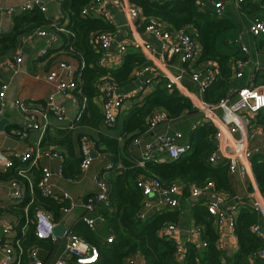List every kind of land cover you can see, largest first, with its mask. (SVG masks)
Masks as SVG:
<instances>
[{
	"label": "trees",
	"instance_id": "obj_1",
	"mask_svg": "<svg viewBox=\"0 0 264 264\" xmlns=\"http://www.w3.org/2000/svg\"><path fill=\"white\" fill-rule=\"evenodd\" d=\"M90 1L61 0L62 9L69 18L65 29L71 33V42L64 47L65 53L74 55L80 62H84V67L80 68L77 75L78 87L72 93L81 103L86 99V108L82 117L76 120L70 129L54 128L48 131L41 144V147L46 149L50 146L56 151L57 147L65 149L66 153L62 152L65 161L61 177L70 181L80 179L84 173L81 169L82 154L76 151L78 142L80 141L81 146V137L84 135L91 138L88 132L78 129L88 127L98 130L100 125L105 126L99 102L103 94L100 89L102 79L109 77L119 88L125 87L136 79V72L149 65L146 57L133 47L128 49L121 65L111 68L98 65L100 54L90 46L91 35L96 31L114 32L116 28L103 19L82 15V9ZM208 1L130 0L131 4L140 8L146 22L155 18L168 30H182L200 43L201 53L195 67L207 65L211 61L218 63L219 72L203 94L205 101L218 104L228 95L230 88L245 86L243 78L236 80L233 77L232 64L234 61L247 60L248 56L238 44L241 25L225 16H217ZM240 9L248 17L264 21V0H246L240 5ZM50 23L39 10L19 15L13 29L0 36V59L18 48L24 37ZM257 38L258 50L264 52V34ZM254 82L255 86L264 85V71L257 73ZM129 99L134 103L121 115L127 117L124 139L130 144L144 132H149L148 119L158 110L165 111L168 117L174 120L179 119L185 112L198 113L190 98L178 89L167 88V79L164 76L150 94L142 98L136 96ZM40 104L41 109L47 110L45 103ZM253 122L264 128V108ZM216 131L217 128L213 124H200L189 133L190 149L186 154L178 158H166L165 161L143 160V164L123 156L118 138L103 133L98 135L96 145L98 144L100 151L110 153L111 162L113 164L121 162L123 168L115 167L108 172L110 190L107 201L97 203L101 224H94L92 228L82 221L73 229L75 234L98 248L99 261L93 264H127L129 259L137 255H142L146 264H264L263 258L254 257L255 253L264 247V241L250 230L252 225L260 222L259 213L251 205H244L239 211L235 231L240 248L231 258L217 248L215 244L217 234L213 225L215 217L203 203L190 202L195 225L202 227V239L207 240L208 245L203 248L190 246L183 260L176 258L174 242L160 233L166 225L180 222L183 208L181 206L164 208L141 218L144 195L137 186L139 176L157 179L164 188L173 183H181L188 200L192 184L204 187L209 182L214 183L215 190L225 196H235L228 163L224 161L214 165L209 161V157L216 150L214 139ZM101 144H104V147H101ZM252 168L259 190L264 194V155L258 153L252 158ZM105 171L106 169L98 173ZM42 174L43 167L40 163L28 170L26 175L30 177L33 187L31 195L30 182L27 178L21 177L15 170L4 172L0 169V178L17 180L25 188V198L14 206L19 213L17 222L19 237L5 243L15 250L18 264H31L33 249H37L38 257L40 250L44 252L54 250L51 240L36 236L33 220L37 210L52 213L55 222L79 204L75 201L74 206L65 211L64 208L70 204L68 201L42 196L38 189ZM82 208L85 213L86 209ZM27 219L31 222L23 235L22 230ZM111 236L113 242L108 243L107 239ZM69 264L78 263L72 258Z\"/></svg>",
	"mask_w": 264,
	"mask_h": 264
},
{
	"label": "built area",
	"instance_id": "obj_2",
	"mask_svg": "<svg viewBox=\"0 0 264 264\" xmlns=\"http://www.w3.org/2000/svg\"><path fill=\"white\" fill-rule=\"evenodd\" d=\"M61 3V0H51ZM246 0H237L238 6H240ZM212 5L215 10V14L221 17L225 12V3L221 0L213 1ZM21 9L24 12L41 11L46 12L47 7L42 0H25L21 4ZM121 11L127 16L126 26L132 32V37H129V41H126V37L121 38V42L117 47L116 53L111 54L109 52L112 44L116 41L120 35L118 20L115 16V11ZM4 11V8L0 7V13ZM16 11L14 6L6 8V12L11 14ZM82 15L86 17H94L97 19H103L110 25H114L117 29L115 32L96 31L91 35V44L93 48L100 54L98 65L101 67H111L109 63L116 57L119 60H123L128 47L131 46L136 50H139L148 60H153L156 63L161 64L166 73L165 77H168L167 88L178 89L185 96L188 93L182 86V80L180 76L171 75L168 73V63L172 62L176 57L180 58L183 68L182 73L189 74L192 81L195 82L201 93H204L209 86L214 82L219 69L217 65L212 62H208L207 65H203L200 68H195L201 48H199L197 42L187 33L182 30H168L165 25L159 20L152 18L146 22V18L143 16L140 8L131 4L130 0H91L88 5L82 9ZM65 18V19H64ZM63 22L61 23V20ZM67 18L61 12L52 20L53 31H46L44 29H38L35 31L38 35H47L48 44L52 45L56 39V32L66 31L65 25ZM250 32L253 36L259 37L264 34V21L260 18H255L250 26ZM146 35L153 38L157 44L152 43L146 39ZM241 39V38H240ZM238 40V44L241 50L248 54L247 46ZM48 55V50L43 48L40 52V56L45 57ZM17 62L22 61V57H16ZM247 60L234 61L233 68L235 70V77L240 78L243 76V68L247 64ZM4 65V61H0V68ZM84 67V62L80 63V68ZM151 66L143 68L140 73L148 71ZM59 69L65 73L66 77L63 78L62 74L57 71H50L44 78L48 81H55L57 84V90L63 94L71 97L73 102L79 101L72 93L78 87L77 75L74 67L67 63L61 62ZM163 69V68H162ZM151 83V80L140 81L138 86L130 93H120V88L112 82V79L105 77L102 79L100 89L102 91L100 108L103 115V120L107 128H112L116 125L121 111L125 107V100L130 97L145 95L146 89ZM9 84L6 82H0V118L5 113V99ZM235 96V99H233ZM199 108L202 117L195 124L197 127L200 124L208 123L217 127L216 134L214 136L216 142V150L209 157L210 163L216 165L220 161H226L229 165L230 173H239L244 178L250 177L253 172L252 158L262 153V146H256L250 148L249 140L256 138L259 135L264 136V128L254 124L256 115L264 108V90L254 85V76H252L250 83L239 89H231L228 95L223 98L218 104H211L210 102L203 100H197L194 102ZM14 104L19 108L24 120L26 121L24 129L20 132L22 137L28 135V131L43 130L42 124L39 122L37 114L38 111L30 103H26L20 99L14 100ZM48 111L51 115L55 116L59 120L64 119L66 115V108L62 105L54 102V97L51 96L47 103ZM40 108V106H39ZM86 108V99L81 103L76 120H79ZM217 108L223 111L222 117L217 115ZM169 119L167 113L163 110L154 112L148 119L149 130H154L159 124ZM240 134L239 138L235 135ZM182 134L175 135L170 134H158L154 140L146 145V152L144 158L154 159L155 154H164L166 158H178L186 154L190 149L189 143H180L177 138H181ZM136 143H139V138L135 139ZM94 141L87 135L81 137V154L82 162L81 169L87 170L92 163V150L94 147ZM264 147V144H263ZM46 157L48 159H60L64 160V156L53 148L32 147L24 153L16 152L10 156L7 152L0 150V168L10 171L15 170L21 177L27 178L30 182V192L33 194V187L30 177L27 176V172L33 166L40 163V160ZM157 160H159L157 158ZM18 161V164H16ZM143 164V160L139 162ZM106 170L105 173H98L94 176V183L98 187V191L89 196L84 204V207L88 212H94L98 202L107 201L108 192L110 190V184L108 180V172L113 169ZM122 168V167H116ZM59 173H62V167L59 169ZM52 171L48 167H43V174L38 182L39 192L44 197H54L58 199H71L68 193H64L62 197H57L53 190L51 183ZM137 186L141 189L144 195L143 206L144 210L141 211V218H145L148 211L160 210L164 208H176L180 207L181 203L177 197L184 189L183 184L173 183L169 187L164 188L159 180L154 178H140L137 181ZM12 193L10 199L12 201H22L25 198L23 185L17 180H11ZM215 188L214 183L209 182L204 187L192 184L190 187V197L198 198L202 194H207ZM152 194H158L160 199L156 203H151L148 198ZM227 196L218 193L215 195V201H210L207 205L208 211L215 217V222L219 227V232L223 233L227 229L235 231L236 221L238 217L239 208L248 203H238L229 206L226 210L221 209L219 206L225 203ZM258 213L264 215V195L263 199L255 201L252 206ZM31 222L30 219L26 220L23 227L22 234L26 233V227ZM86 222L90 227L95 224V219L91 217H85ZM33 223L35 224L36 236L40 239H47L55 241L57 236L55 234V222L51 215L46 211L39 209L35 212ZM14 225L8 223L6 225V232L12 230ZM250 230L261 237L263 231L261 227L254 224L250 227ZM195 234H201L199 228L193 229ZM161 235L172 240L176 246V258L183 260L189 251L188 245L180 240L181 227L177 223H170L161 229ZM67 243L62 255L58 257L54 264H69L70 259H75L78 264H93L99 261L98 248L90 244L84 238L78 236L73 231H68L65 234ZM108 243L113 242V236L107 239ZM19 246V243H17ZM202 247H206L208 242L202 239ZM216 246L219 250L224 251L225 243L221 238L216 242ZM3 252L5 259L1 264H18L15 250L11 246H4ZM33 261L31 264H43L37 254V249H33L31 252ZM255 258L264 259V247L260 249L254 255ZM127 264H134V258L129 259Z\"/></svg>",
	"mask_w": 264,
	"mask_h": 264
},
{
	"label": "crops",
	"instance_id": "obj_3",
	"mask_svg": "<svg viewBox=\"0 0 264 264\" xmlns=\"http://www.w3.org/2000/svg\"><path fill=\"white\" fill-rule=\"evenodd\" d=\"M24 1L25 0H0V7L4 8V11L0 13V36L2 34L9 33L15 25L16 18L19 15L26 13L21 9V4ZM213 1H218V0H209L208 3L212 5ZM221 1L225 3V12L222 16L232 19V21L236 22L238 25L239 24L241 25L239 36L241 38V41L248 48V54H246L248 56V62L243 68V76L240 78H236L235 70L233 68L234 70L233 77L236 80L243 78L245 81V86H247L250 83L252 76H254V81H255L257 73L259 71H264V52H260L258 50V43H257L258 38L253 36L252 33L250 32L251 23L255 18H250L246 14H244V12L241 11L240 6H238L237 0H221ZM42 2L47 7V10L46 12H44V14L50 20L51 23L48 26L44 25L43 27L38 29H44L48 32L53 31L52 20L61 12L67 18V23L69 22V18L65 14L66 12L63 11L61 3L51 0H42ZM9 6H14L16 8V11L11 14L7 13L6 8ZM117 11H115L114 13L116 14ZM123 15L127 20V16L125 14ZM64 19L61 20V23L63 22ZM120 27L121 28L119 29V31L121 36H118L116 41L112 44V47L109 50L111 54L116 53L117 47L121 42V38L126 37V41H129V37H132L133 31H131L129 27H127L126 25L124 27L122 26ZM35 31H33V33H31L30 35L24 37L21 40V43L18 48H16L14 51L10 52L9 54H7L6 56L0 59V61L1 60L4 61L3 67L0 68V82H6L9 84V88L5 99V113L0 118V120H5V122H3L0 125V150L7 152L10 156H12L16 152L24 153L32 147L35 148L39 146L41 147V144L44 138L46 137V135L48 134V131H51L54 128L59 130H67L68 128L70 129L76 121V117L80 108V101L73 102L71 100V97L67 95H63L57 90V84L55 81H48L45 80L44 78V76L50 71H57L62 74L63 78H65L66 77L65 73L59 69V64L64 61L71 64L74 67L76 73L80 72L81 62L79 61V59L75 58L74 55L65 53L66 50L64 47L69 45V43L71 42L70 31L66 29V31L56 32V39L53 41L52 45L48 44L47 35L46 36L38 35L35 33ZM146 39H148L154 44H157V42L149 35H146ZM195 41L197 42L199 48H201L200 43L197 40ZM89 43L90 46H92L91 41ZM130 47L131 46H129L128 49ZM43 48L48 50V55L45 57L40 56V52ZM18 56L22 57L21 62H17L16 57ZM122 61L123 60H119L116 57V59L115 58L112 59L109 65L111 67H116L121 65ZM148 62H149L148 66H151L150 69L142 73L136 72V79L127 86L121 87L119 89L120 93L122 94L130 93L138 86L140 81H146V80H151V83L147 87L145 95L150 94L156 88L161 78H163V76L165 77V73L167 69L165 71L164 67L161 64L156 63L153 60H148ZM211 62L212 63L214 62L213 64L217 65L219 69V65L217 62L215 61H211ZM183 65L184 64H182L180 58L176 57L175 59L172 60V62L168 63L167 65L169 71L168 73H170L171 75H177L181 77L182 86L188 93V96L186 97L190 98L194 107L197 109L198 113L191 114L185 112L179 119L174 120L169 118L167 121L159 124L154 130H149L148 128L149 132L146 131L138 137L140 140L139 143L133 141L130 144L124 139V126L127 117L125 115L124 116L121 115L122 112H124L125 110L128 111L131 108L132 104L134 103L133 100H130L128 98L124 102L125 107L121 111L118 121L114 127L107 128L106 126L103 127L102 125H100V129L98 130H94L88 127H81L78 129L82 132L83 131L88 132L91 136V139L95 143L92 150V153L94 154L92 156V163L90 167L84 171L80 179L70 181L61 177V174L59 173V169L63 166V162L65 161V156L63 161H61L58 158L48 159L46 157H43L40 160V166L48 167L52 171L51 183L55 195L57 197H62L64 193H68L71 196V199H64V198L60 199L63 201H68L70 203L69 206L64 208V210L65 211L67 209L70 210L74 206L75 201L79 203V204L76 203L77 205L72 210H70L66 215L63 214L60 219L55 220V230H56L55 234L57 236V239L55 241L51 240L54 244V250L52 252H44L43 250L39 251V259L43 262V264L55 263L58 257L62 255L65 250L67 243L65 237L66 232L73 231L74 227L77 224L81 223L82 221L84 222L85 217L88 216L94 218L95 224L97 225L101 224L102 222L101 217L97 212L98 211L97 205L94 212H88L87 210H85L84 213V209L82 208L84 207L85 204L84 201L86 198L95 194L98 191L97 190L98 187H96V185L94 184V176L98 174L99 171L104 169L108 170L110 169L109 168L110 166L111 168H115L118 166L123 168V164L121 162H118L117 164H113L110 158L111 154L102 153L100 151L98 144L96 145V142L99 140L98 135L100 133H103L112 138H118L120 141V146L122 148L123 156L135 162H140L141 160H148L147 158H144V154L146 152V145L152 142L155 136L158 134L175 135L181 133L182 137L177 138L178 142L189 143L188 141L189 133L190 131L196 128L195 124L202 117L199 108L196 106L194 102L199 99L203 100L204 93H201L199 91L198 85L192 81L189 74L182 73ZM111 67H107V68H111ZM195 68H200V67H195ZM166 79L168 82L169 80L168 77H166ZM256 87L263 89L264 85L256 86ZM239 88L233 87L230 88V90L239 89ZM51 96L54 97V102L56 104L62 105L66 108V115L64 119L59 120L55 116L51 115L48 109L44 111L43 109L39 108V106H41L40 103H45L47 105ZM16 99H20L26 103H30L35 107V109H37L38 111L37 117L39 122L42 124L44 131L42 129L41 130L31 129L28 131V135L26 137H22L20 135V132L24 129V125L26 121L24 120L22 111L19 108H17L14 104V100ZM233 99H235V96H233ZM100 101L101 98H99V102ZM216 112L221 119L223 111L220 108H217ZM235 137L239 138L240 134H236ZM263 143H264V136L259 135L256 138L249 140L248 144L250 148H254L256 146H262L261 154L264 155ZM101 147H104V144H101ZM49 148H52V146H50ZM64 150H65L64 148L57 147V151L61 154H63L62 152L66 153ZM76 151L78 153L80 152L81 154L80 141L78 142ZM157 158L159 159V161L166 160V156L164 154H155L154 159L157 160ZM220 162H224V161H220ZM0 169L4 172H7L2 168ZM230 174H231L233 188L235 190V196L233 197L228 196L226 202L220 204L219 207L221 209L226 210L229 206L238 203H248V205L253 206V203L255 201L263 199L264 194L259 190L253 172L251 173V176L247 178H244L239 173H230ZM140 178H146V177L139 176L138 179ZM23 191L25 195L24 186H23ZM11 193H12L11 180L6 178L3 179L0 178V264L5 259V255L3 252L4 246H7L5 243H10L12 240H15L19 237V231L17 229L19 213L17 212L14 206L17 205L20 201H16V202L12 201L10 199ZM218 193L222 194V192H218L214 188L212 191L208 192L207 194H202L198 198L190 197V200H188L184 195V189H182V192L180 193V195H178L179 197H177V199H179L181 203L180 206L183 208L182 218L180 222L177 223L181 227L180 240L181 242L187 244L189 249L190 246L196 248L197 247L203 248L201 245L202 227L195 225L194 217L192 213V203L190 202H200L206 205L207 207L210 201L215 200V195H218ZM159 199L160 196L158 194H152L149 196L148 201L151 203H156ZM240 209L241 208H239V211ZM142 210H144L143 205H142ZM155 211H159V210L155 209L148 211L147 216L154 213ZM49 214L51 215V217H53L52 213ZM259 216H260V222L257 225L261 227L264 236V215L259 213ZM98 219L100 220L97 222ZM8 223H12L14 227L9 232H6V225ZM213 225L217 234V239L215 241V244L217 240L221 238V240H223L225 243V249L223 252H225V254L231 258L234 254H236L239 251L240 248L236 231L227 229L223 233H220L219 227L216 224V222ZM196 228L200 229L201 234L198 235L193 232V229ZM134 264H146V261L142 255H137L134 257Z\"/></svg>",
	"mask_w": 264,
	"mask_h": 264
},
{
	"label": "water",
	"instance_id": "obj_4",
	"mask_svg": "<svg viewBox=\"0 0 264 264\" xmlns=\"http://www.w3.org/2000/svg\"><path fill=\"white\" fill-rule=\"evenodd\" d=\"M116 18L118 19V22H119V25L124 27L126 24H127V20L126 18L124 17L123 13L121 11H117L116 14H115ZM5 122V120H0V125ZM94 154L92 153V156ZM215 201V200H214ZM100 219L97 220V222L99 221ZM56 232V230H55Z\"/></svg>",
	"mask_w": 264,
	"mask_h": 264
},
{
	"label": "rangeland",
	"instance_id": "obj_5",
	"mask_svg": "<svg viewBox=\"0 0 264 264\" xmlns=\"http://www.w3.org/2000/svg\"><path fill=\"white\" fill-rule=\"evenodd\" d=\"M264 89V88H263Z\"/></svg>",
	"mask_w": 264,
	"mask_h": 264
}]
</instances>
